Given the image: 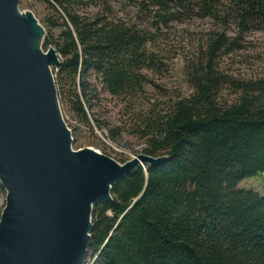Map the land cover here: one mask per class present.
I'll return each instance as SVG.
<instances>
[{"label": "trees", "instance_id": "16d2710c", "mask_svg": "<svg viewBox=\"0 0 264 264\" xmlns=\"http://www.w3.org/2000/svg\"><path fill=\"white\" fill-rule=\"evenodd\" d=\"M40 1L41 48L58 56L57 100L77 129L111 143L127 132L142 154L165 156L92 205L87 264H264V194L237 187L264 175V76L236 79L219 66L245 34L264 31V0ZM193 18L216 25L184 65L189 93L145 101L175 53L172 24ZM100 92L123 105L121 127L97 118Z\"/></svg>", "mask_w": 264, "mask_h": 264}, {"label": "water", "instance_id": "95a60500", "mask_svg": "<svg viewBox=\"0 0 264 264\" xmlns=\"http://www.w3.org/2000/svg\"><path fill=\"white\" fill-rule=\"evenodd\" d=\"M0 0V264H79L97 202L135 167L165 156L139 153L118 164L90 148L72 150L50 72L59 64L33 15Z\"/></svg>", "mask_w": 264, "mask_h": 264}, {"label": "rangeland", "instance_id": "374dc122", "mask_svg": "<svg viewBox=\"0 0 264 264\" xmlns=\"http://www.w3.org/2000/svg\"><path fill=\"white\" fill-rule=\"evenodd\" d=\"M17 9L19 12H29L33 15L37 23L46 15L44 5L40 0H19ZM94 8H87V13H93ZM212 24L210 19H188L180 24H172L171 38L174 43V52L169 56L167 73L163 77H153V82L159 85L158 93L152 88L145 89L146 99L153 101L158 98L157 95L163 93L168 95H186L189 88L186 85L183 68L185 63L191 58L192 54L201 46L207 38V33L216 25ZM219 30L220 27L216 26ZM228 35L232 33L227 31ZM198 47V48H197ZM221 71L236 79H256L264 76V31H250L244 35L241 49L234 50L232 53L224 56L219 61ZM92 83V79L89 78ZM100 103L93 107L94 113L99 120H103L108 126L115 128L123 125L127 117L122 104L111 100L105 93L100 92ZM228 97V96H227ZM161 100V99H159ZM60 113L65 125L74 127V136L71 135L73 150L90 148L109 158L128 160L136 154L141 153L143 144L127 132L119 133L115 142L105 141L99 132L93 128L90 134L87 131L77 129L76 124L66 113L64 108L59 105ZM67 126L69 130H71ZM71 133V132H70ZM96 136L99 141L95 140ZM120 164V163H118ZM238 188L250 189L260 195L264 194V175H256L251 178L243 179L237 184ZM4 202V192H0V210ZM88 256L82 259V264H87Z\"/></svg>", "mask_w": 264, "mask_h": 264}, {"label": "bare ground", "instance_id": "6f19581e", "mask_svg": "<svg viewBox=\"0 0 264 264\" xmlns=\"http://www.w3.org/2000/svg\"><path fill=\"white\" fill-rule=\"evenodd\" d=\"M52 67V66H51ZM51 67H50V72H51ZM51 75H52V79H53V83H54V77H53V74L51 72ZM54 86H55V83H54ZM55 91H56V87H55ZM56 97H57V93H56ZM72 149V148H71ZM73 150V149H72ZM79 150V149H78Z\"/></svg>", "mask_w": 264, "mask_h": 264}]
</instances>
